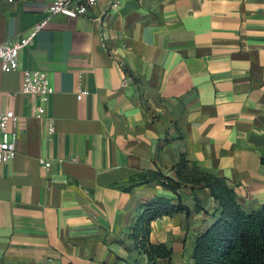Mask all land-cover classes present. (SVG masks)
Segmentation results:
<instances>
[{
	"label": "crops",
	"instance_id": "crops-1",
	"mask_svg": "<svg viewBox=\"0 0 264 264\" xmlns=\"http://www.w3.org/2000/svg\"><path fill=\"white\" fill-rule=\"evenodd\" d=\"M50 2L0 0V42L26 36ZM18 63L0 68V113L17 117L16 155L0 164V264H149L130 226L141 203L177 194L190 213L151 222L149 242L171 249L152 264H194L217 216L210 190L120 187L146 171L175 179L182 158L224 178L245 212L264 208V0H97L50 16ZM32 69L54 89L46 103L19 93Z\"/></svg>",
	"mask_w": 264,
	"mask_h": 264
},
{
	"label": "trees",
	"instance_id": "trees-1",
	"mask_svg": "<svg viewBox=\"0 0 264 264\" xmlns=\"http://www.w3.org/2000/svg\"><path fill=\"white\" fill-rule=\"evenodd\" d=\"M175 171V179L159 171L139 173L131 177L128 186L120 187L124 191H131L134 187L157 182L176 194L179 188L187 184L208 188L217 203V216L214 223L195 238L192 252L194 264H264V208L245 212L235 201L234 191L224 178L189 166L183 158ZM177 196L176 203L160 196L141 203L142 212L130 226L129 237L144 252L149 264L159 258L170 259L171 256V249L165 244L149 242L151 222L179 212L190 213V209ZM194 199L195 210H201L195 195Z\"/></svg>",
	"mask_w": 264,
	"mask_h": 264
},
{
	"label": "built area",
	"instance_id": "built-area-1",
	"mask_svg": "<svg viewBox=\"0 0 264 264\" xmlns=\"http://www.w3.org/2000/svg\"><path fill=\"white\" fill-rule=\"evenodd\" d=\"M97 0H51L47 7V16L28 32L26 36H20L13 42H0V68L3 72H13L18 69L19 52L28 47L36 34L44 28L50 16L61 14L67 17L85 15L92 8ZM117 2L111 3L115 7ZM19 93L31 95L41 102L46 103L49 96L54 93L46 73L40 69L26 70L23 72ZM87 93L86 90H80L76 98L81 99ZM45 112L43 106L37 105L34 108V114L38 117ZM17 117L13 110L8 109L0 113V164H6L12 161L16 155L17 133L15 126ZM48 133H53V126L49 122ZM39 163L44 167H49L51 163L43 158H39Z\"/></svg>",
	"mask_w": 264,
	"mask_h": 264
}]
</instances>
